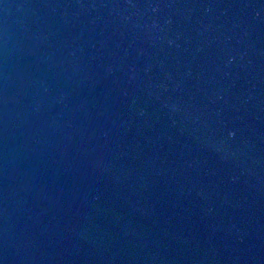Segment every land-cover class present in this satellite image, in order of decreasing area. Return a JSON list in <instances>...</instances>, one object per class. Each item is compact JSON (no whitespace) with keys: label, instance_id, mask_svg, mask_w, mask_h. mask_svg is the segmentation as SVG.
<instances>
[{"label":"water","instance_id":"1","mask_svg":"<svg viewBox=\"0 0 264 264\" xmlns=\"http://www.w3.org/2000/svg\"><path fill=\"white\" fill-rule=\"evenodd\" d=\"M0 264H264V0H0Z\"/></svg>","mask_w":264,"mask_h":264}]
</instances>
